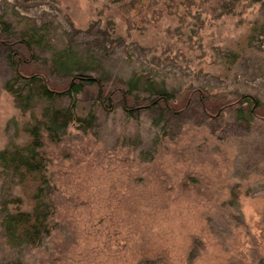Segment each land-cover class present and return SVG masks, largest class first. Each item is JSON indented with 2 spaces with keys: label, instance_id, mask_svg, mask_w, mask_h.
I'll list each match as a JSON object with an SVG mask.
<instances>
[{
  "label": "rangeland",
  "instance_id": "rangeland-1",
  "mask_svg": "<svg viewBox=\"0 0 264 264\" xmlns=\"http://www.w3.org/2000/svg\"><path fill=\"white\" fill-rule=\"evenodd\" d=\"M1 20L14 26V52L19 31L45 25L54 49L103 60L105 86L142 74L173 101L159 111L148 95L116 93L101 106L98 87L87 89L79 115L93 105L92 127L70 124L41 148L52 232L11 247L0 226V264H264V0H0ZM7 48L0 152L29 139L32 112L4 89L14 69L66 80L48 50L10 59ZM248 107L252 120L238 116ZM14 197L29 207L0 168V221Z\"/></svg>",
  "mask_w": 264,
  "mask_h": 264
},
{
  "label": "trees",
  "instance_id": "trees-1",
  "mask_svg": "<svg viewBox=\"0 0 264 264\" xmlns=\"http://www.w3.org/2000/svg\"><path fill=\"white\" fill-rule=\"evenodd\" d=\"M13 28L10 21H0V46L8 47L10 59L13 54H22L20 48L31 56L35 49L48 50L50 56L45 62L60 78L66 79L63 83L54 84L46 74L35 72L26 75L14 69L12 77L4 84V89L13 95L17 107L21 111H31L32 114L25 129L28 141L0 152V168L10 178L18 180L30 202L26 209L20 197H14L3 204L1 233L6 244L11 247H37L52 232L51 218L54 213L47 163L41 149L43 140L59 142L66 135L70 124H75L82 131L92 127L96 119L94 106L91 105L86 115H79V109L82 108L79 97L92 85L98 87L95 101L101 106L111 100L110 96H117L116 93L131 100L136 94L142 93L152 99L150 106L160 111L163 108L169 110L173 96L164 85L142 74H133L126 80L119 79L118 83L110 87L105 86L106 79L102 77L105 68L103 60L93 54L83 55L69 46L54 49L47 37L49 31L45 25H27L19 31V49L14 52ZM15 65L16 62L13 63ZM200 100L204 101V98ZM193 104L196 107L194 101ZM200 109L204 113L202 107ZM238 116L252 120L253 111L248 107L239 111ZM161 120L159 115L157 121ZM8 203L14 204L12 210L7 207Z\"/></svg>",
  "mask_w": 264,
  "mask_h": 264
}]
</instances>
